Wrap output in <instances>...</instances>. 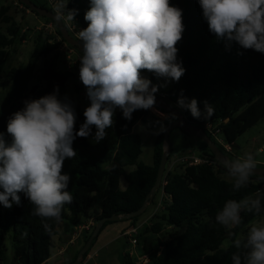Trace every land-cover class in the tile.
<instances>
[{
  "label": "trees",
  "instance_id": "trees-1",
  "mask_svg": "<svg viewBox=\"0 0 264 264\" xmlns=\"http://www.w3.org/2000/svg\"><path fill=\"white\" fill-rule=\"evenodd\" d=\"M57 1L92 37L103 67L100 82L104 70L121 69L126 70L121 78L136 84L171 80L168 90H159L165 100L205 131L212 124L231 147L264 118V0ZM36 5L53 11L48 0ZM10 9L0 8V23L8 25L5 32L0 28V86L10 49L27 40ZM42 19L52 23L55 36L35 35L32 59L10 70L0 108V264L9 235L15 264H43L52 256L61 223L73 234L87 219L97 224L139 210L156 184L164 131L174 120L163 121L149 110L152 104L129 98L109 112L107 101L116 98L93 96V106L85 111L67 99L72 72L55 67L42 72L45 88L27 91L38 61L65 42L56 23ZM149 118L163 124V131L154 143L153 164L145 165L138 162L142 137L132 129ZM199 150L200 157L214 160L203 141ZM130 166L136 168L127 172ZM179 170L166 169V184L150 203L163 208L136 236L139 244L143 235L168 234L141 241L147 264H264V227L250 228L264 216V177L218 163L181 164ZM226 174L234 176L232 181L222 177ZM141 216L132 218L136 226ZM94 228L85 233L84 244ZM167 228L183 231L164 232ZM227 238L231 244L224 248ZM77 257L78 252L69 263ZM122 263L139 264L128 256Z\"/></svg>",
  "mask_w": 264,
  "mask_h": 264
},
{
  "label": "rangeland",
  "instance_id": "rangeland-1",
  "mask_svg": "<svg viewBox=\"0 0 264 264\" xmlns=\"http://www.w3.org/2000/svg\"><path fill=\"white\" fill-rule=\"evenodd\" d=\"M16 0H0V8L2 6L9 5L11 9L9 11V15L14 19L17 25H19L21 29L20 34H25L27 36L26 41H17V43L10 49V57L9 61L6 63L5 71L6 73L3 75L2 83L0 86V108L3 104V101L7 95L8 87L10 84V70L12 68H17L19 66H26L29 61L32 59V54L35 49V40L34 37L36 34H43L44 36H55L54 26L50 21L44 20L42 18L37 17L30 10H23L16 6ZM33 3L39 4L47 0H31ZM8 25L0 23V28L3 32L6 31ZM86 61L89 63V75H94V63L91 56L88 53H82L81 55ZM67 54L61 48L53 52L52 54L41 58L37 63V70L35 71L34 77L29 81L27 85V91H29L35 85H38L40 88H45V81L42 80V72L49 67H55L56 69L66 72L69 67L67 66ZM71 72L74 75L70 78L69 84L67 85V99L73 101L74 103L81 106V108L85 111L90 110L94 104L93 94L91 96L90 90L86 97L82 96L81 91L79 92L78 86H81L84 82V72L81 74L79 71H83L80 65L72 66ZM118 78L114 79L113 84H121L122 73L124 74L126 70L121 69L115 71ZM113 75V72L110 70H104L103 72V80H108L109 77ZM171 80H161L158 78L152 79V85L154 88L162 91H166L171 87ZM117 109V106H114L109 112H113ZM170 116V115H169ZM167 120V118L163 119V121ZM163 131V124H155L153 119H148L147 122H142L137 124L133 132L141 135L143 140V153L139 158V163H143L145 165L153 164V156H154V143L159 133ZM96 137H98V132L95 131L91 141L95 142ZM220 138L222 136L220 135ZM169 141L171 143L172 155L171 158H177L183 152L192 153L195 156H199V145L200 139L196 136L189 135L184 132L180 127L173 128L169 133ZM232 153H224L227 158L230 160L236 161L238 163L249 165V166H257L262 165L264 167V118L261 119L259 123L248 129L244 134H242L234 143L232 147ZM222 150V149H221ZM181 165V164H180ZM136 166L127 167V172L133 171ZM175 169L179 170V165L175 167ZM225 180L232 181L234 176L232 174H226L222 176ZM122 188H124L127 183L124 178H121ZM11 206L9 205L8 208ZM160 210L163 208V205L158 206ZM150 210V209H149ZM149 210L147 213L143 214L139 219L143 220L145 216H148ZM160 210L158 212L160 213ZM97 225V224H96ZM67 226V223H63L59 225L60 231ZM261 227H264V216L260 219L254 221L250 228L251 231H255ZM182 229H169L168 232L180 233ZM168 234L161 235L162 240L167 238ZM147 237V235L139 237L141 241H143ZM242 235L240 236V238ZM5 243V259L3 264H15L14 253H13V243L11 240V235L7 236L4 239ZM231 244V239L227 238L223 244V247L226 248ZM123 246H127L125 239L121 241L115 242L109 245L106 249H104L99 257H96L93 262L102 263L108 256H112L117 251H122Z\"/></svg>",
  "mask_w": 264,
  "mask_h": 264
},
{
  "label": "water",
  "instance_id": "water-1",
  "mask_svg": "<svg viewBox=\"0 0 264 264\" xmlns=\"http://www.w3.org/2000/svg\"><path fill=\"white\" fill-rule=\"evenodd\" d=\"M22 4L30 9L32 12H36L42 18H47L54 21L63 36V39L72 47H75L81 53H88L94 63V75L91 79V89L92 94L94 97L104 96L105 93L99 87L100 84V77L103 71V67L101 65V60L99 55L97 54L95 47L92 44L87 42H83L81 40L75 39L68 31L67 27L64 25L62 18L55 14L53 11H50L46 8H42L37 6L31 0H19ZM130 99L142 100L149 104H152L165 112H167L174 120L167 126L164 131V152L161 158L160 166L158 169L157 180L154 188L146 197V200L143 206L137 210L136 212L126 214V215H113L110 217H105L101 219L97 225L95 226L93 232L91 233L89 239L84 244L83 248L78 253V257L75 262L71 264H80L82 258L90 251L92 243L94 240L99 236L101 229L103 228L104 224L107 222H118L123 220L132 219L134 217L140 216L148 207V205L154 199L158 190L162 188V181L166 171V165L171 154L172 148L171 143L169 141V133L173 128L180 127L184 132L189 135L196 136L201 141L207 144L209 149L211 150L214 159L217 161L218 164L222 165L223 167L236 170L245 175L251 176H259L264 177V167H252L248 165H244L238 163L236 161H232L224 154V152L219 148V146L211 139V137L207 134V132L202 127H198L196 124L189 122L184 114L174 107L173 105L169 104L167 101L162 99L156 98L154 96L145 94V93H133L129 95Z\"/></svg>",
  "mask_w": 264,
  "mask_h": 264
},
{
  "label": "built area",
  "instance_id": "built-area-1",
  "mask_svg": "<svg viewBox=\"0 0 264 264\" xmlns=\"http://www.w3.org/2000/svg\"><path fill=\"white\" fill-rule=\"evenodd\" d=\"M50 7L53 9L54 13L59 15L63 23L66 24V27L69 31V33L78 40H81L83 42H87L91 44V36H87L82 32V29L80 26L74 23L72 20L71 15L67 14L63 8L62 5L57 0H48ZM16 6H18L20 9L27 10L26 6L22 4L19 0H16L15 3ZM28 11V10H27ZM58 41H61V38H57ZM63 51L66 52L67 58V66L69 67L68 69L71 71L72 66H78L80 65L83 69L82 72H84V82L82 84V91L81 94L82 96L86 97L89 93V84H88V79L90 78L89 75V63L86 61L85 58H83L80 54L79 51L74 49V47L70 46L66 41L62 42V45L60 47ZM118 78L116 74H113L111 77H109L108 80H103L100 82L99 87L102 90V92L105 93L103 96L104 98H116V100L113 101H107L106 107L108 110L112 109L114 106H117V108L120 105L121 101H124L125 98H129L130 94L133 93H145L151 96H154L156 98L165 100V95L160 92L158 89L154 88L152 85V82L149 79H146L144 82L141 84H136L135 82L128 80L125 81L122 79L121 84H113L114 79ZM149 110L151 113L160 118V119H166L169 118V114L165 112L164 110L156 107V106H151L149 107ZM206 132L207 134L210 133L220 145L225 149L226 152L232 153V147L227 144L224 140L220 138V130H215V127L212 124H207L206 125ZM217 161L211 160L209 158H202L200 156H195L192 153H183L179 155L177 158H170V160L167 162L166 169L168 172H174L176 169L175 167L180 165V164H187V165H199V164H211L215 165ZM166 173V171H165ZM166 184L165 182V175L162 181V186ZM262 189L264 190V181L262 184ZM160 206V203H159ZM96 221L95 219H87L85 220L82 224L79 226L75 227L74 232L72 234V237L67 245V247L75 244L85 233L90 232L93 227H95ZM139 228L134 227L131 230L127 231L124 236L129 239L130 243L132 245H137L138 241L136 236L138 235ZM92 258V255L89 253L87 257H83L81 260L80 264H88L89 260ZM148 257L147 256H140L139 259L136 261L139 262V264H147L148 263Z\"/></svg>",
  "mask_w": 264,
  "mask_h": 264
},
{
  "label": "crops",
  "instance_id": "crops-1",
  "mask_svg": "<svg viewBox=\"0 0 264 264\" xmlns=\"http://www.w3.org/2000/svg\"><path fill=\"white\" fill-rule=\"evenodd\" d=\"M15 3H16V1H15ZM68 71H70V70H68ZM79 73L81 74L82 71H79ZM133 129H132V131H133ZM126 187H127V185L124 188H122V184L120 181L121 190H125ZM148 210H149L148 216H145V218L143 220H139L137 226L135 225V223L137 221H133L132 219L118 221V222H112V223L107 224L102 229L99 236L92 243L91 251H90L92 258L89 260L88 264H123L122 262H123V258L125 256H128L129 258L135 259V260L139 259L140 256H146L145 250L141 246V239H138L139 244L134 246L130 243L129 239L124 236V234L134 227L139 228V233H143L142 232L143 230H141V228L143 227V225L147 226L150 224V220L158 212V206L154 207L151 204H149L147 209L141 215L147 213ZM61 224L63 225V223H61ZM66 227L63 228L61 231L59 229L58 235L54 238L55 246H54V249L52 251V256L47 261H45L43 264H70L69 260H71L74 257V255L77 252L79 253L80 250L83 248L84 238L88 233L83 235L75 244L67 247V245H68V243L72 237V233L68 234V232H65ZM169 229L170 228L165 229L164 232L166 230L168 231ZM157 238L161 239V235L147 234V237H145V239L148 242H155L157 240ZM122 239H125V241L127 243V246H123L122 251H117L111 257L108 256L104 261H102V263L93 262L94 259L96 257H99L100 253L104 249H106L109 245H111L115 242L121 241Z\"/></svg>",
  "mask_w": 264,
  "mask_h": 264
}]
</instances>
